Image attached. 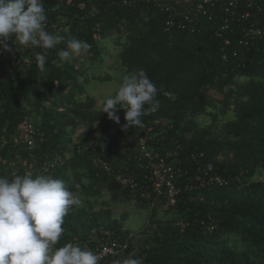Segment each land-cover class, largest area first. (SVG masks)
<instances>
[{
    "label": "trees",
    "instance_id": "16d2710c",
    "mask_svg": "<svg viewBox=\"0 0 264 264\" xmlns=\"http://www.w3.org/2000/svg\"><path fill=\"white\" fill-rule=\"evenodd\" d=\"M43 7L58 27L46 30L65 38L48 51L45 69L35 60L42 49L9 39L12 51L0 50V176L43 173L82 196L83 204L65 216L66 233L54 247L78 242L94 252V240L110 231L121 242L129 239L124 260L264 264V52L248 53L245 67L231 56L224 61L227 48L209 30L193 36L168 31L167 16L143 0L135 7L119 0H47ZM73 38L90 44L89 52L60 61L58 51ZM139 69L156 85L159 107L141 118L143 127L124 130V109L115 123L89 90L95 82L120 83ZM24 123L36 130L33 149L16 142ZM149 129V147L184 174L176 177L181 191L170 210H162V199L151 209L144 196L158 198L139 147ZM98 157L109 161L113 174L93 166ZM45 165L54 168L45 172ZM201 168L211 169L208 180L219 174L228 185L203 187ZM118 174L137 188L117 182ZM117 200L148 211L139 234L125 228L126 214L113 218L111 202Z\"/></svg>",
    "mask_w": 264,
    "mask_h": 264
},
{
    "label": "clouds",
    "instance_id": "9594fccd",
    "mask_svg": "<svg viewBox=\"0 0 264 264\" xmlns=\"http://www.w3.org/2000/svg\"><path fill=\"white\" fill-rule=\"evenodd\" d=\"M46 26L43 0H0V50L11 52L7 41L13 38L21 46L42 49L35 53L41 71L48 51L65 39L47 31ZM90 48L86 41L73 38L67 41V50H59L57 55L60 61L68 62L73 56L87 54ZM156 95V85L144 69H139L125 74L115 93L103 99L102 112L120 124L118 111L124 109V130L143 127L141 118L159 107ZM80 204L65 182L51 175L26 173L11 180L0 176V264H99L97 254L77 244L54 247L66 233L62 228L65 216L72 206ZM210 227L214 228L212 233L216 226ZM125 241L130 247L129 239ZM123 264H143V258L130 256Z\"/></svg>",
    "mask_w": 264,
    "mask_h": 264
},
{
    "label": "built area",
    "instance_id": "2783aa9c",
    "mask_svg": "<svg viewBox=\"0 0 264 264\" xmlns=\"http://www.w3.org/2000/svg\"><path fill=\"white\" fill-rule=\"evenodd\" d=\"M47 0H43V5ZM59 3L64 0H54ZM147 3H152L167 16L166 29L173 32L186 33L188 35L201 34L209 30L216 38L224 43L227 52L224 53V61H228L231 56L234 59L240 60L242 67H245V59L247 54L252 50L264 52V0H195L192 8L187 12L178 11L173 6L164 3L161 0H143ZM127 7H135L141 0H119ZM60 19V16H59ZM52 30H56L57 24L51 20L47 21V26ZM68 31V30H66ZM60 35V32H56ZM13 44H18L13 38ZM19 45V44H18ZM7 52V51H5ZM18 61H14L13 66H16ZM21 133L17 138L18 144L27 145L28 149H33L35 145L36 130L31 124L24 123L20 127ZM140 139V151L144 158V169L147 171L146 178L151 182L154 193L158 198L154 199L152 194H144L151 209L158 207L157 199L164 200V209H170L177 204V196L181 189L177 186V179L184 176L180 170L175 169L172 164L166 162L164 158L158 156L155 151L149 147V142L152 139L148 134ZM93 166L100 168L106 173H112V166L109 161L98 157L93 159ZM54 168V165H45L44 171L48 172ZM203 170L199 182L206 187L211 186H227L228 182L219 174L211 179H207L208 171ZM117 182L130 187L137 188V183L132 178L124 177L123 175H115ZM179 176L177 179L176 177ZM193 190V186H186ZM151 199L153 201H151ZM161 210V209H160ZM214 228L209 227L208 231ZM96 244L94 253L100 257L99 264H109L112 260L115 264H119L125 256L129 248L128 241L120 242L111 232H101V238L94 240ZM78 245V242L74 243Z\"/></svg>",
    "mask_w": 264,
    "mask_h": 264
},
{
    "label": "rangeland",
    "instance_id": "374dc122",
    "mask_svg": "<svg viewBox=\"0 0 264 264\" xmlns=\"http://www.w3.org/2000/svg\"><path fill=\"white\" fill-rule=\"evenodd\" d=\"M110 73H112V71H110ZM119 82L114 81L112 83H106L103 84L102 82H95L93 87H95V89H90L89 93H91V96H94L98 99V106L97 107H102L103 104V99L110 95V94H114L116 88L118 87ZM211 94L213 95V97H215L216 99H220L221 95L216 93L215 91L211 92ZM202 120V118H201ZM210 120L206 119V123H209ZM82 130L80 129L78 131V133H81ZM19 163H21L20 161H17ZM18 166H20L18 164ZM80 200H81V204L79 205V207L83 204L82 202V196L77 195ZM105 201H109L110 200V195L109 194H105ZM118 202L112 203V210L113 212V218L114 219H118L120 220V217L122 214H126V219L124 221V225L125 228L128 229L132 234H139L141 231H143L145 229V227L148 225L149 222V214L148 211L146 209H143L142 207H140L138 204H136L134 201L131 202H124L122 200H117ZM92 202L95 204V210H98L100 206L98 202L93 201ZM160 217H164L163 215H159ZM231 244L237 245V247H241V244L239 241L236 240V238H232L230 240ZM121 262V261H120ZM121 264V263H120Z\"/></svg>",
    "mask_w": 264,
    "mask_h": 264
},
{
    "label": "crops",
    "instance_id": "0c3cea01",
    "mask_svg": "<svg viewBox=\"0 0 264 264\" xmlns=\"http://www.w3.org/2000/svg\"><path fill=\"white\" fill-rule=\"evenodd\" d=\"M164 3H167L178 11L187 12L192 8L195 0H161Z\"/></svg>",
    "mask_w": 264,
    "mask_h": 264
}]
</instances>
